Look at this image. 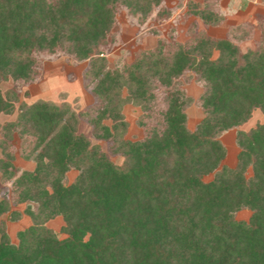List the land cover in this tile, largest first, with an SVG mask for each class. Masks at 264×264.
Returning a JSON list of instances; mask_svg holds the SVG:
<instances>
[{"label":"trees","instance_id":"1","mask_svg":"<svg viewBox=\"0 0 264 264\" xmlns=\"http://www.w3.org/2000/svg\"><path fill=\"white\" fill-rule=\"evenodd\" d=\"M160 3L0 0V82L33 80L37 53L88 60L84 77L98 102L80 115L96 139L109 142L108 153L122 158L114 162L78 132L67 104L37 100L16 108L18 93L0 89V114L18 110L0 128L1 179L32 220L17 242L0 226V264H264V122L239 129L254 109L264 113V32L246 51L231 37L204 32L184 42L159 40L108 68L103 49L119 6L144 22ZM187 11L207 25L222 19L207 1L188 0ZM187 71L203 85V117L193 130L191 97L177 85ZM125 103L142 110V138L124 136ZM233 127L238 152L229 167L219 135ZM15 135L21 151L34 154L32 169L14 165ZM70 169L77 174L66 183ZM242 209L251 212L247 220L235 216ZM8 210L2 198L0 214ZM55 216L63 220L62 238L46 225Z\"/></svg>","mask_w":264,"mask_h":264},{"label":"rangeland","instance_id":"2","mask_svg":"<svg viewBox=\"0 0 264 264\" xmlns=\"http://www.w3.org/2000/svg\"><path fill=\"white\" fill-rule=\"evenodd\" d=\"M203 5L206 1L221 15V21L216 25H207L199 17L189 14L187 11L188 0H161L160 5L154 7L144 22H139L134 16L127 13L124 7L119 6L116 13V22L108 33L107 45L103 53L107 59L108 68L118 66V63L131 62L138 51L155 47L159 40L184 42L199 32L207 35L224 38L231 37L241 51L254 49L258 45L260 36L264 32V0H192ZM243 23L250 24L243 32L231 36L229 29ZM264 46V44H263ZM40 62L39 75L27 83L15 82L12 79L0 82L2 93L15 90L18 93V101L31 103L37 100H52L57 104H67L70 111L77 117V131L88 136L92 143H99L104 151L109 152V142L96 139L91 130V125L80 115V112L97 104V98L90 92L84 72L88 67V60H77L69 52L37 53ZM178 87L191 97L186 105L187 127L193 130L203 117V110L197 102V98L203 90L202 82L197 81L196 74L187 71L177 80ZM125 90L123 94L125 95ZM11 94V93H10ZM18 110L11 114H0V128L9 120H14ZM124 120L127 122L125 137L129 139L142 138L143 127L139 124L142 110L139 106L125 103L122 106ZM264 122V113L259 109L252 111L251 117L239 126V129L249 130L258 123ZM237 127L223 131L219 139L227 148L226 157L222 163L231 167L236 162L238 147L235 142ZM1 137V133H0ZM20 140L15 135L13 141L14 165L21 169H32L35 164L34 154L29 151H21ZM109 154V153H108ZM110 158L121 163L122 158L109 154ZM0 157H2L0 152ZM250 173V172H249ZM77 174L76 169H70L66 173V183H70ZM212 174L204 177L211 179ZM6 198L9 201V210L0 214V226L6 230L9 239L17 242L16 234L32 223L28 215L24 213L25 203L13 201L11 186L1 179L0 174V200ZM17 211V218L11 219V212ZM248 209H242L236 213L237 219L247 220L250 216ZM46 225L56 232L59 238L65 236L60 232L63 220L55 216L46 222Z\"/></svg>","mask_w":264,"mask_h":264}]
</instances>
